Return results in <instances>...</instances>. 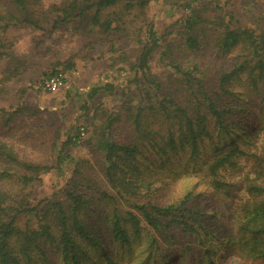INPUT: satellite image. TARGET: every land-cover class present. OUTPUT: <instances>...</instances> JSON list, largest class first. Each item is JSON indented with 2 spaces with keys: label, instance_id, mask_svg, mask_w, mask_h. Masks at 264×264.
Wrapping results in <instances>:
<instances>
[{
  "label": "trees",
  "instance_id": "16d2710c",
  "mask_svg": "<svg viewBox=\"0 0 264 264\" xmlns=\"http://www.w3.org/2000/svg\"><path fill=\"white\" fill-rule=\"evenodd\" d=\"M157 4L175 12L161 31L147 14ZM262 8L244 21L234 0H64L50 12L38 1L0 0L1 89L21 79L27 61L4 38L22 24L49 32L73 24L93 36L81 43L83 55L54 59L40 80L72 71L99 41L112 54L109 68L126 72L125 83L106 81L82 97L79 109L91 127L86 139L78 123L69 131L50 123L48 109L0 105V264H120L111 246L130 245L144 225L166 243H198L208 264H217L207 245L212 239L243 243L247 256L264 259V185L248 178L256 199L243 209L239 240L208 224L217 214L195 190L204 173L215 191L230 187L219 173L242 159L264 167V152L239 143L223 150L235 138L254 143L264 128ZM80 143L93 150L95 164L71 156ZM53 169L68 172L61 191L31 205L25 190ZM172 176L195 178L193 189L171 197ZM150 241L140 264L161 247L156 236Z\"/></svg>",
  "mask_w": 264,
  "mask_h": 264
},
{
  "label": "rangeland",
  "instance_id": "374dc122",
  "mask_svg": "<svg viewBox=\"0 0 264 264\" xmlns=\"http://www.w3.org/2000/svg\"><path fill=\"white\" fill-rule=\"evenodd\" d=\"M31 1H38L42 6V10L45 9L50 12L52 4L64 0ZM234 1L236 3V11L244 21L250 19L249 16L252 15L255 9L261 14L262 6L264 5V0H255L257 2L256 5L252 2V4L245 6L242 4L244 0ZM159 7L160 4L154 5V7L148 9L147 14L158 20L157 27L161 31L167 23L174 20L175 12L169 13L163 11L162 6ZM47 29L38 30L22 24L12 28L5 35L6 45L16 54L27 59V61L25 60L26 63L22 66L23 73L20 80L11 83L7 89H1L2 86L0 85V105L8 107L17 103H24L39 109H48V113L54 112V114L48 116L50 123L52 121V124L58 125L60 124L59 122H62L61 129L64 131L73 130L75 124L78 123L81 136L86 139L90 135L91 127L87 128V124L84 122V111L79 109V106L83 103L82 97L85 96V93L92 86L106 81L125 83L126 72H113L109 68V64L112 62L110 61L112 54L102 51L103 47H101V42L99 41L96 43L95 48L90 47L93 51L90 56H87V59L78 58L77 67L72 71L64 72L66 75L65 88L53 92L44 91L39 86V82L43 73L50 69V63L55 61L54 59L66 58L69 54L75 52L78 55H83V45L81 43L88 42L93 37L91 32L88 34V31H85L84 34L78 33L73 28V24L64 25L59 30L56 29L51 32ZM119 66H122V64L118 63ZM57 68L61 67L58 66ZM23 90L24 92H22ZM77 93L78 96H74ZM79 93L81 96H79ZM70 95L76 98L72 99ZM106 105L110 106L109 100ZM11 135H14V131L11 132ZM48 136L51 138V132L46 138ZM236 143L263 155L264 128L254 143L247 145L243 143V139L238 140L235 138L229 140V145L225 146L223 150L226 147L234 146ZM48 147L51 148L50 140L46 141L45 148L49 154V159L53 161L54 155H52ZM70 154L73 158H78L79 156L88 158L91 164H95L96 155L94 156L93 150L86 143H80L78 147L72 148ZM65 163L68 164L69 161L67 160ZM175 168L178 171L183 169L179 162L175 165ZM258 170L263 173L261 177H257ZM67 174V170L57 171L56 169L42 174L41 182H37L33 184L32 188L28 187L25 190L29 192L27 201L31 205H35L40 200L53 197L59 193L65 183ZM249 177L253 179L254 184L264 185V167H260L252 158L242 159L240 165L235 168H226L220 171L218 178L230 184V187L215 191L209 185L212 177L208 173H204L203 178L195 189L201 193L204 203H206L207 211L217 214L215 219L214 217L208 218V224L213 225L215 229L223 233H231L237 240L242 236L239 221L242 220V215H244L243 209L256 199V195L248 190V185L251 183L248 181ZM194 179L185 176L180 178L172 176L170 178L173 188L171 197L183 195L193 189ZM25 215L22 216L24 223L28 220ZM152 235L157 237L161 247L159 250L154 249V252H156L154 257L152 260L149 257L146 264H208L209 260L206 257L205 250L199 247L198 243L188 242L186 238L171 242V244L166 243L160 233L146 225L141 230V234L134 237L130 245L122 246L120 242H116L115 246H111L109 254L120 264H140L139 261H143L142 259L147 257L145 249L147 250L150 247ZM106 239V243L111 242L109 238ZM207 245L215 251L213 258L216 259L217 264H264V259H255L252 256H247L246 253L248 254V252L244 250L245 245L243 243L242 246L233 245L227 240L216 241L212 239Z\"/></svg>",
  "mask_w": 264,
  "mask_h": 264
},
{
  "label": "built area",
  "instance_id": "2783aa9c",
  "mask_svg": "<svg viewBox=\"0 0 264 264\" xmlns=\"http://www.w3.org/2000/svg\"><path fill=\"white\" fill-rule=\"evenodd\" d=\"M66 85V75L64 72H59L51 77L44 78L39 82V86L44 91H56L62 89Z\"/></svg>",
  "mask_w": 264,
  "mask_h": 264
}]
</instances>
